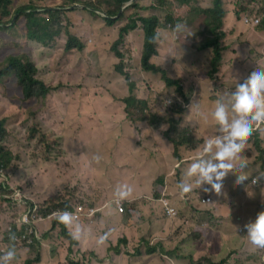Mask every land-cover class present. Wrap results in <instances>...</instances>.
<instances>
[{
	"label": "rangeland",
	"instance_id": "374dc122",
	"mask_svg": "<svg viewBox=\"0 0 264 264\" xmlns=\"http://www.w3.org/2000/svg\"><path fill=\"white\" fill-rule=\"evenodd\" d=\"M251 1H254L256 4L248 6L247 4H250ZM197 2L203 8L212 6L211 0H197ZM90 3L97 11L85 7ZM222 3L226 15L222 19L220 30L225 32L226 36L221 40L222 58L218 62L216 69L219 75L217 74L215 78L218 81L231 82L234 87L236 82L243 83L257 60L264 64V0H238V3H235V0H222ZM28 4L37 7L41 15L48 18L49 16L44 14L45 10L50 9L54 11L58 9V7L62 6L63 0H42L38 4L32 3L30 0H14L9 8L12 12L14 9L27 6ZM130 4L127 3L121 7L119 15ZM191 5L194 9L199 7L193 6L192 3ZM114 9L115 5L113 1L104 3L97 0H76L74 5L69 4L60 8L56 18L51 21L54 30L58 32L55 43L43 45L37 41H29L26 44V47L29 48L27 50V58L36 67L37 77L46 84L55 86L56 89L55 92L49 94L44 100L45 106L39 112L40 122L45 126L44 128L47 132L52 131L60 136H62L61 131L64 132L65 138L71 140L70 144L74 138V145L71 149L69 143L65 140V146L69 153H71L73 148L75 152L78 149L77 154L70 155L69 158L67 155V170L72 174V183L84 192V196L96 195L99 196V199L104 196L113 198L112 192H114L116 186L121 184L118 183L115 186L112 180V178L116 177V164L119 161L124 164L125 171L144 176L145 179L151 174L149 165L145 163L148 160L146 152H142L141 148L144 145L143 140L148 139L152 135H154L155 141H158L156 140V136L158 129L161 128V123L159 122L145 120L142 117L137 118L138 113L135 109H140L137 106L131 108V110L136 112L135 115L137 117L130 114V119L123 125L124 128L118 130L117 137L107 134L110 127L107 120L114 116L113 112L120 111L119 104L127 100L125 97L130 94H128L126 86L121 87L118 84L119 79L122 78L113 72L112 65L115 58L107 51L110 41L114 40L117 36V29L115 26L109 28L103 18L106 17L108 11H113ZM90 10L94 13L91 14ZM245 13H250V15L247 16ZM94 15L97 17H94ZM180 15H185L189 19L195 15V12H180ZM245 19H256L258 23L246 24L244 22ZM2 21L3 23H7L9 17L2 18ZM200 21L199 25L191 28L184 27L185 25L180 23L174 27L168 26L169 29L167 30L170 31H165L166 29L162 27L157 54L153 59V63L161 65L160 67L166 71L168 77L178 79L181 83L185 79L184 86L191 83L196 76L193 78L183 75L182 78L181 70L183 65L187 67L190 64H196L203 60H206V66L202 65L198 67L202 74L206 75L203 84L207 86L206 83H208V86L211 87L215 83V80L207 75L212 69V65H209V62L211 63L213 52L211 49H203L201 51L200 47L207 39L212 37L209 31L217 25L211 23L207 26L206 19L202 18ZM24 23V19L20 18L17 28L23 29ZM117 24L124 25L125 23L124 21H120ZM178 25L179 28L177 27ZM172 32V42H169L165 38L166 33ZM69 34L79 39L82 45L81 50H75L72 53L73 49L65 51L66 40ZM196 34L201 35V37L193 39ZM0 36L7 37L6 34L1 32ZM134 36L140 37V44ZM141 38L142 34L140 30L129 33L127 36V48L125 50L126 57L130 60V78L134 85L133 96L140 101L146 98L149 100H161L162 102L169 100L165 104L173 103L176 99L174 93L176 86L168 89L164 82L159 79L158 75L140 70L139 51L136 50L140 49ZM186 48H189L187 52ZM123 50L122 48L121 51ZM7 55L8 52L0 48V61ZM1 83L2 80L0 79V85ZM5 99L7 97L3 96L0 90V116L8 118L11 127H15L22 116L16 107H9ZM32 106H34V102ZM32 106H25L30 114L32 113ZM146 109L144 108L141 115H145ZM186 113L184 111L182 117ZM63 120L65 121L63 122ZM32 128L33 126H29L26 129L27 133H30ZM176 148L179 149L180 147L177 146ZM97 156L100 158L99 160L95 159ZM236 174L233 179L223 180L221 194H215L223 202V206L216 212V219L220 220L222 224H217L221 225L218 229H206V233L208 236L213 234L218 242L222 241L217 237L219 232L237 226L239 223L231 217L237 212V206L231 201ZM107 177H109V180L103 187L104 190L100 189ZM8 180L11 185L21 190H26L25 197L34 200L33 192L44 189L43 194H48L50 191L58 189L56 184H48L49 181L54 180L52 174L43 177L40 169L30 162H26L24 166H20ZM132 183L134 184L135 182H125V184L130 186ZM155 186H157L158 192L162 193V188L158 187V183H155ZM109 188L111 190L110 195L107 194V189ZM147 191L148 189L146 188L132 187L131 195L134 193L143 195ZM176 191L177 189L174 188L173 192ZM196 192L200 193L201 191L196 189ZM208 193H211V191H208ZM260 195L261 200L264 198V190L260 192ZM14 199L21 202L16 196ZM253 200L256 202V196ZM123 201L121 202L123 203ZM28 202L25 201L23 207L14 211L10 207L5 209V205H0V229L3 227L6 218L10 215L13 217L18 216L16 218L17 221L24 210H28L33 206L34 203L29 205ZM249 202L250 196L242 209L247 208V214L251 219L252 211L256 207L249 205ZM139 206L142 205L137 202L135 207ZM99 207L100 205L94 207L95 214L98 213L100 215L101 211H97ZM250 209L252 210L250 211ZM261 210L263 211V205H261ZM134 211L138 213L136 208ZM141 212L149 220V227L143 233V237L136 239V232L133 230L134 236L129 238L125 232V225L117 221L119 215L114 214L110 215V217L108 216L105 229L101 226L96 227L81 223L83 235L77 241L78 245L74 246L73 250L79 246L81 249L92 253L93 256L89 253L82 256L87 261V264H159V258L156 255L153 259L154 255L145 254L148 247L142 239L153 245L151 241V235L153 234L151 230L152 219L147 211V207L142 209ZM98 218L99 216L95 220ZM199 222L207 223L208 221L200 219ZM130 224L135 225L133 223ZM12 225L6 226V238H9L7 228ZM50 226L42 224L40 233L42 234L48 230ZM176 230L179 231V228H173V232ZM183 232L187 231L184 230ZM102 234H106V240L103 244H99L97 239ZM2 239L3 235L0 231V244L2 243ZM68 246V242L65 240L49 244V242L43 239L36 247L22 250L16 264H26L27 261H32L37 254L40 255V262L33 264H55L52 262V258H56L58 264H64L63 257L68 250ZM174 246L176 244L169 241L168 249L173 250ZM177 246L180 247V245ZM225 246H227L226 242H224L223 247ZM8 247L9 243H6L5 247H0V253L6 251ZM107 247L108 249H106ZM200 247V244H195V248L199 249ZM251 247L258 250L260 248L257 246ZM260 249L264 250V248ZM56 250L58 252L54 253ZM148 250L150 249L148 248ZM204 253L206 252L202 251L193 253V255H195V258H200L204 256ZM261 257L264 263V253L261 254ZM41 258L43 259L42 262ZM180 264L187 263L182 261Z\"/></svg>",
	"mask_w": 264,
	"mask_h": 264
},
{
	"label": "trees",
	"instance_id": "16d2710c",
	"mask_svg": "<svg viewBox=\"0 0 264 264\" xmlns=\"http://www.w3.org/2000/svg\"><path fill=\"white\" fill-rule=\"evenodd\" d=\"M14 0H0V32L6 34L0 36V48L5 49L8 55L0 61V79L2 83L0 90L5 99L8 102L9 107H16L20 115L22 116L19 123L15 127H11L10 121L6 117L0 116V205H5V209L8 207L12 210H19L25 205V201H29V205L33 204L28 210H24L23 213H29L35 211L37 214L45 218L47 225H51L48 230L42 234L39 232L38 238L31 236V244L14 242L17 250V259L19 260L20 252L25 249H31L36 247L41 240H46L49 244L57 243V241L68 242V250L63 257L64 264H87V261L82 258L83 255L89 252L83 251L79 246L73 250L74 246L78 245L77 240H73L69 235L71 231L64 224L60 223L56 217L58 211L68 210L72 212L76 205H82L85 209L94 208L98 204V196H84V192L79 187L73 185L72 174L67 170V155L77 154V151L72 149L69 153L65 146V140L69 143L71 140L65 138V133L61 131L62 136L47 132L45 126L40 122L39 112L40 109L45 106V98L56 91L55 86L46 84L40 78L37 77V69L34 64L28 60L26 44L29 41H37L43 45L56 42L58 32L54 30L51 21L56 18L60 11L69 4L74 5L76 0H63V4L58 9L51 11L46 9L44 14L49 16L45 18L41 15L38 8L32 4L27 6H21L14 9L11 12L9 8ZM32 3L38 4L42 0H30ZM100 2L113 1L115 9L108 11L103 20L106 25L111 28L115 26L117 29V36L114 40L110 41L108 46V53L111 54L116 63L112 65L113 72L122 78L124 85L128 88L129 95L125 97L124 104L127 114L130 116L131 108L139 106L140 109H135L138 113V117H142L145 120L159 122L161 124H167V129L164 131L163 136L174 144L179 142L193 143V146L198 147L203 143V140L195 138L191 140L188 136V127L180 125L183 115V104H180L177 99L173 103L165 104L164 115H141L145 108L146 98L144 100H137L133 96V82L130 78L131 67L127 66L128 62L126 57L127 36L129 33L140 30L142 34L141 46L139 51V63L140 70L143 72H150L159 76L168 89H174L175 97L182 93L181 82L178 79H172L168 77L166 71L160 66L153 63V59L157 54V48L161 37V28L164 27L165 31H168L170 26L176 24H184V27L191 28L201 23L200 19H206L207 26L211 23L215 25L210 31V39H207L200 47L201 51L211 49L213 52V58L209 65H212V69L208 72L210 78L212 74L217 73V64L221 60L222 47L221 40L226 36V33L220 30L222 27V19L226 13L223 9L222 0H211L212 6L203 8L200 7V3L197 0H97ZM131 3L126 9L119 11L125 4ZM193 6H199L195 9ZM238 3V0H235ZM254 1H251L250 5H255ZM86 8L92 10L97 9L90 3ZM93 14V11H89ZM180 12H195L191 18H187L185 15H180ZM238 14V13H237ZM250 15V13H245ZM9 17L7 23H3L2 18ZM94 17H97L94 15ZM20 18L24 19V28L18 29L17 23ZM236 18V17H235ZM124 21V25H118L117 23ZM263 24V20H262ZM169 26V27H168ZM140 44V37L134 36ZM201 35L196 34L193 39L199 38ZM223 38V39H224ZM126 44V46H125ZM81 43L79 39L71 34L68 35L65 45V51L81 50ZM124 49L121 51L122 48ZM24 50H26L24 52ZM70 53V52H69ZM125 58V60H124ZM126 63V66H125ZM158 101V100H155ZM34 102V106L32 103ZM163 103L162 101H160ZM25 106H32L31 114ZM135 112V113H136ZM140 114V115H139ZM25 115V117H23ZM65 120H63L64 122ZM33 126L30 133H27V128ZM65 138V139H64ZM247 143H252L257 151L258 159L264 160V146L261 144V137L259 138L258 132H252L248 137ZM74 145V138L70 149ZM77 148V147H76ZM26 162H30L32 165L37 166L40 169V173L43 177H47L49 174L53 175L54 180L49 181V185L56 184L58 189L50 191L48 194H43V190L33 192L34 199L25 197L26 190H21L18 187L11 185L8 178L12 176L14 171L18 170L20 166H24ZM255 176V175H253ZM260 182V181H259ZM251 183V178L248 180V184ZM258 186V184L256 185ZM58 193V194H57ZM18 197L21 202L14 199ZM153 199H157L160 194H153ZM51 202V203H50ZM134 200L123 201V206L126 213L134 212L135 204ZM223 203H221V207ZM261 210V205H259ZM163 213V210H162ZM197 213L204 215L209 213L210 209L198 206ZM257 213V212H256ZM21 214V215H22ZM164 214V213H163ZM20 215V216H21ZM19 216V218H20ZM99 215L94 213L92 217L79 220V224L85 223L93 226L96 222L95 218ZM17 217L10 215L3 223V227L0 229L3 239L0 247H5L6 243H9V239L5 237V231L7 225H12L7 228L8 235L24 233V226L20 225ZM210 226H215L221 222L218 219L211 217L209 220ZM219 222V223H218ZM222 224V223H221ZM221 225H219L220 228ZM10 229V230H9ZM225 230V229H224ZM154 232V230H153ZM235 234V233H234ZM217 236V235H216ZM222 241L218 242L215 236L206 233V229L192 227L190 232H185L181 235L178 230H172L170 234V242L176 244L173 250H169L168 247L164 248L162 243L157 242L150 244L145 239V245L150 249L146 250V255H156L159 258V264H180L185 261L187 264H264L261 254L263 250L259 248H253V245L248 239L242 238L238 242L239 235L236 234L234 239H231L229 235L225 234V231L219 232L217 236ZM224 242H226L225 247ZM5 243V244H4ZM187 247L181 249L177 245ZM195 244H200L202 248H206L207 252L202 257H196L190 248L195 247ZM61 245V244H60ZM182 247V248H183ZM227 248V249H226ZM56 250L54 253H57ZM91 256L92 253H89ZM183 254V255H179ZM141 255V254H139ZM181 259V260H180ZM41 258V262H42ZM170 260H175L170 262ZM81 261V262H80ZM40 262V255L37 254L32 261H27L26 264H33Z\"/></svg>",
	"mask_w": 264,
	"mask_h": 264
},
{
	"label": "crops",
	"instance_id": "0c3cea01",
	"mask_svg": "<svg viewBox=\"0 0 264 264\" xmlns=\"http://www.w3.org/2000/svg\"><path fill=\"white\" fill-rule=\"evenodd\" d=\"M172 34L173 32L166 33L165 38L168 39L169 42H172V38H171ZM187 50H189V48H186V52ZM126 62H128L127 66L130 67L129 58H127ZM114 63H116V60L113 61V64ZM196 64H190L187 67L183 65L181 70V77L183 78V75H187L193 78L196 76V78H194L191 83H188L185 86H184V82H185L184 79V82H182L180 86L182 89V93L178 95L176 99L180 104H183L185 102V105H183L184 107L183 112L186 111L187 113L182 117L180 123L182 126L188 127V136L191 138V140L197 138L199 140H203L204 142L209 136L215 134V123L214 121L211 120V118H209L207 121L203 120L197 114V109L199 108V110L204 113L210 112L214 108V102L219 97L220 93L224 90L231 89L233 87L232 85L233 83L226 81H218L215 78L217 74L219 75V72L217 71V73L213 74L211 77L215 80L214 81L215 83L211 87L208 86L209 85L208 83H206L207 86H205L203 84L204 83L203 80L205 79L206 75H204V73L202 74V72L199 70L198 67L202 65L206 66V60L199 61ZM118 82H119L118 84L121 87L125 86L122 79H119ZM160 101L161 100L158 101L149 100V99L144 100L146 104L145 108H147L145 110V115H150V114L164 115L165 102L161 103ZM125 107L126 106L124 103L119 104L120 111L113 112L112 114H114V116L110 117L107 120V123L110 125L107 134H112L115 135V137H117L118 130L124 128L123 125L126 124L130 119V116L125 112L127 111ZM130 112L135 117H137L133 110H130ZM162 126H164L163 130H162ZM164 128L167 129V124H161V128L158 129V133L156 136V140L158 141H155L154 135H152L148 139L143 140L144 145L142 146L141 151L146 152V157L148 158V160L145 161V163L149 165V169L151 172V174L146 179L144 178V176L136 175L134 173H130L129 171H125L124 170L125 166L120 161L117 162L116 164V174H115L116 177L112 178L115 186L118 183L125 184V182L129 181V182H135L134 184L132 183L131 187L148 189V191L143 195L134 193L133 195H130L127 199H125L128 201L134 200L133 204L139 202L142 205L139 206L140 208L135 207L138 210V213L137 211L126 213L123 203L122 206L124 208V213H118L113 204V200L115 199L114 198L115 196H114V192H112L113 198L112 197L108 198L107 196H104L103 198H100L98 200V204L96 206L100 205V207L97 209V211L99 210L101 212L99 218L96 220L93 226L96 227L101 226L102 228L105 229L108 216L110 217V215L118 214L119 217L117 221H120V224L125 225L126 228L125 232L127 233V236H129V238L133 237L134 236L133 230H134L136 232V239L139 237L141 238L143 237V233H145L149 227V220L146 219L143 213L141 212L142 209H145V207H147V211L152 219L151 230L152 232L154 230L153 234L151 235V241L153 242V244H155L156 242L162 243L164 248L169 247L170 234L173 228L176 227L179 228V233L181 235H184L183 232L184 230H186L187 233L190 232V229L192 227H194L195 229L219 228V225L217 224L215 226H210L209 222L207 223L199 222L200 219H206L208 221L211 217L216 218V212L220 210L221 203H223L215 195V193L213 192L208 193L203 190L205 187H210V186L208 185L202 186L199 189L201 191L200 193L196 192V189L198 188H194L192 192L187 193L183 196L179 194L177 187L178 182L183 178V172L187 164L190 162L191 157L196 154V152L199 150V148L202 146L203 143L200 144L198 147L196 146L194 147L193 143H186V142H179L177 143V145H174L169 140V138L166 139L163 136ZM253 132H258L259 138L261 137V144H263L264 146V125H261ZM157 143L158 145H156ZM177 146H179L180 148L177 149L176 148ZM238 159L245 160L247 162L249 174L257 175L258 172L264 171V160L258 159L257 151L252 145V143H246L245 149L242 150V153L237 158V160ZM235 173H236L235 171H230L228 175L224 178V180L233 179ZM108 180L109 177L106 178L105 183L100 187V189H103V187L105 186L106 182H108ZM155 183H158V187L162 188V193L158 192ZM174 188L177 189L176 192H173ZM262 190H264V179H261L260 182H258V186H256V184L255 185H252L251 183L248 184V180L245 181L243 184H235V183L233 184L231 201L237 206V212L231 217L232 219L236 220L239 223L237 226H233L229 229H225L224 231L225 234L229 235L231 239H234L236 234H238L239 238L237 243H239L242 240V238L248 239L246 236L247 231L244 226L247 223L254 221L257 214L262 211L258 209L259 205H263V211H264V198L260 200L261 198L260 192H262ZM110 193L111 190L109 188L107 189V194L110 195ZM160 193L161 196L159 198L153 199L152 196L153 194L157 195ZM203 196L210 197L211 203L205 205L201 204L200 198ZM249 196H250L249 205H254V207H256L252 211L253 213L251 215V219L249 218L250 216H248L247 214V208L242 209V207L246 204ZM255 196H256V202L255 200H253ZM162 199H165L168 202V204L175 209L177 213V217L175 218L167 217L162 213L163 210V206L161 204ZM198 206L210 209V214L207 213L201 215L197 213ZM251 210L252 209H250V211ZM218 221L220 222V220ZM130 223H133L135 225H131ZM43 224H47V222L44 221ZM238 230H241L242 232H237ZM182 247L183 246L181 244L180 245L181 249L184 250L187 248V247H183V248ZM106 249H108V247ZM190 250L193 253H198L202 251L207 252V249L202 247H200L199 249L192 247L190 248ZM144 256L146 255L144 254ZM154 258L155 255L153 256V259ZM52 262L58 264L56 258H52ZM170 262H172V260H170Z\"/></svg>",
	"mask_w": 264,
	"mask_h": 264
},
{
	"label": "clouds",
	"instance_id": "9594fccd",
	"mask_svg": "<svg viewBox=\"0 0 264 264\" xmlns=\"http://www.w3.org/2000/svg\"><path fill=\"white\" fill-rule=\"evenodd\" d=\"M197 114L205 121L209 118L214 121L215 134L203 142L187 164L183 178L177 184L181 196L204 185L210 186L203 189L205 192L211 191L220 195L223 180L230 171L237 173L235 184H243L251 178V184L255 185L264 179V171L253 176L248 172L247 162L237 160L245 149L248 137L264 125V64L257 60L243 83L236 82L233 88L222 91L210 112L204 113L198 108ZM95 159L100 158L97 156ZM131 193L132 187L128 184H120L114 190V196L120 201L127 199ZM56 217L60 223L71 229L69 235L73 240L81 239L83 229L73 212L58 211ZM244 227L248 240L253 245L264 248V211L259 212L255 220ZM8 239L9 247L0 253V264H13L17 259L15 235L10 234ZM105 240L106 234H102L97 242L103 244Z\"/></svg>",
	"mask_w": 264,
	"mask_h": 264
},
{
	"label": "built area",
	"instance_id": "2783aa9c",
	"mask_svg": "<svg viewBox=\"0 0 264 264\" xmlns=\"http://www.w3.org/2000/svg\"><path fill=\"white\" fill-rule=\"evenodd\" d=\"M246 24H257L258 20H248L245 19L244 21ZM201 204H209L211 203V198L208 196H203L200 198ZM114 207L116 208L118 213H124V208L122 206V202L120 200H117L115 198L113 200ZM161 204L163 206V213L167 217L175 218L177 217V213L173 207H171L168 202L165 199L161 200ZM72 212L75 214L77 220H82V219H88L92 217V215L95 213L94 208L90 209H85L82 205H76ZM45 218H43L41 215L37 214L35 211H31L29 213H23L18 222L20 225L24 226V233L21 234H14L15 235V241L14 242H19V243H26V244H31L32 239L30 238L31 236H34L35 238H38L39 236V225L41 222H43ZM10 230V229H9ZM238 232H242L241 230H238Z\"/></svg>",
	"mask_w": 264,
	"mask_h": 264
}]
</instances>
